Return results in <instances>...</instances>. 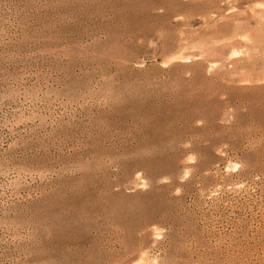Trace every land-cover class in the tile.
Segmentation results:
<instances>
[{
  "label": "rangeland",
  "instance_id": "374dc122",
  "mask_svg": "<svg viewBox=\"0 0 264 264\" xmlns=\"http://www.w3.org/2000/svg\"><path fill=\"white\" fill-rule=\"evenodd\" d=\"M0 264H264V0H0Z\"/></svg>",
  "mask_w": 264,
  "mask_h": 264
}]
</instances>
